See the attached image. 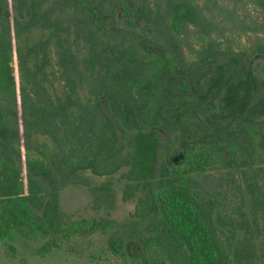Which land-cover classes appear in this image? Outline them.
Listing matches in <instances>:
<instances>
[{
  "label": "trees",
  "instance_id": "trees-1",
  "mask_svg": "<svg viewBox=\"0 0 264 264\" xmlns=\"http://www.w3.org/2000/svg\"><path fill=\"white\" fill-rule=\"evenodd\" d=\"M242 1L256 27L235 47L200 0H0L9 254L110 222L95 264H264V0ZM164 142L184 157L160 162ZM96 177L134 199L124 223L62 208L63 187Z\"/></svg>",
  "mask_w": 264,
  "mask_h": 264
},
{
  "label": "rangeland",
  "instance_id": "rangeland-1",
  "mask_svg": "<svg viewBox=\"0 0 264 264\" xmlns=\"http://www.w3.org/2000/svg\"><path fill=\"white\" fill-rule=\"evenodd\" d=\"M209 9L210 15H214L218 28H222L220 36L225 38L238 37L241 42H234V46L246 45L249 43L252 31L256 27L253 19L247 10H244L242 0H200ZM13 12L12 10H10ZM254 25V26H253ZM253 28L250 30V27ZM248 31V32H247ZM215 35L216 32L214 33ZM264 63L261 57L255 58L254 65L257 71ZM166 142L162 145L160 162L168 161L165 156ZM179 148V147H178ZM180 149V148H179ZM179 153H182L179 150ZM176 157V156H175ZM179 157V156H178ZM180 159V157H179ZM198 181L206 188L211 187L220 179L219 174L205 173L198 175ZM113 193L107 194L104 189L103 179L90 178L88 183L69 184L60 191V203L68 214L76 218H91L116 221L124 223L134 211V199H124L122 184L111 179ZM108 196V199L103 197ZM115 225L109 222L106 230H97L88 235H77L72 240L62 243L47 254H39L38 248L43 239H24L16 241L17 250L14 254L7 252V247L0 243V264H95L91 259L94 252L106 245L107 232H115ZM113 229V230H112ZM112 264H124L121 259L114 260Z\"/></svg>",
  "mask_w": 264,
  "mask_h": 264
},
{
  "label": "flooded vegetation",
  "instance_id": "flooded-vegetation-1",
  "mask_svg": "<svg viewBox=\"0 0 264 264\" xmlns=\"http://www.w3.org/2000/svg\"><path fill=\"white\" fill-rule=\"evenodd\" d=\"M165 156L167 158H172L174 159L175 163L178 162L179 157H181V153H179V151H174L173 153H170L168 149H165ZM176 156V157H175ZM179 156V157H178Z\"/></svg>",
  "mask_w": 264,
  "mask_h": 264
},
{
  "label": "water",
  "instance_id": "water-1",
  "mask_svg": "<svg viewBox=\"0 0 264 264\" xmlns=\"http://www.w3.org/2000/svg\"><path fill=\"white\" fill-rule=\"evenodd\" d=\"M181 156H182V157H184V155H183V154H181Z\"/></svg>",
  "mask_w": 264,
  "mask_h": 264
}]
</instances>
